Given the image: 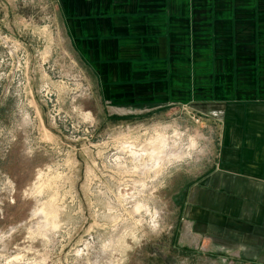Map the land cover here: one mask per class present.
<instances>
[{
	"label": "rangeland",
	"instance_id": "1",
	"mask_svg": "<svg viewBox=\"0 0 264 264\" xmlns=\"http://www.w3.org/2000/svg\"><path fill=\"white\" fill-rule=\"evenodd\" d=\"M206 116L107 109L56 0H0V264H264L183 219Z\"/></svg>",
	"mask_w": 264,
	"mask_h": 264
},
{
	"label": "crops",
	"instance_id": "2",
	"mask_svg": "<svg viewBox=\"0 0 264 264\" xmlns=\"http://www.w3.org/2000/svg\"><path fill=\"white\" fill-rule=\"evenodd\" d=\"M56 3L107 109L209 114L216 161L188 188L183 219L195 236L263 255L264 0Z\"/></svg>",
	"mask_w": 264,
	"mask_h": 264
},
{
	"label": "bare ground",
	"instance_id": "3",
	"mask_svg": "<svg viewBox=\"0 0 264 264\" xmlns=\"http://www.w3.org/2000/svg\"><path fill=\"white\" fill-rule=\"evenodd\" d=\"M161 140H162V139H161ZM162 143H163V142H162ZM161 145H162V144H161ZM161 145H160V146H161ZM163 148H164V147H163Z\"/></svg>",
	"mask_w": 264,
	"mask_h": 264
}]
</instances>
